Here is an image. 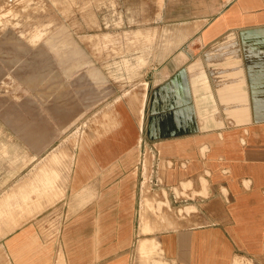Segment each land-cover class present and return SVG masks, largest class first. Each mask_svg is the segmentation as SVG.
Listing matches in <instances>:
<instances>
[{
	"label": "crops",
	"instance_id": "crops-1",
	"mask_svg": "<svg viewBox=\"0 0 264 264\" xmlns=\"http://www.w3.org/2000/svg\"><path fill=\"white\" fill-rule=\"evenodd\" d=\"M181 12L182 47L77 146L68 181L49 166L50 181L17 183L0 264H134L142 239L170 264H264V0H187ZM157 174L177 226L152 219L141 234L143 184ZM42 187L47 197L31 194Z\"/></svg>",
	"mask_w": 264,
	"mask_h": 264
},
{
	"label": "rangeland",
	"instance_id": "rangeland-1",
	"mask_svg": "<svg viewBox=\"0 0 264 264\" xmlns=\"http://www.w3.org/2000/svg\"><path fill=\"white\" fill-rule=\"evenodd\" d=\"M186 1L0 0V221L19 210L11 204L18 182L50 181L49 166H61L68 181L77 146L100 136L114 104L182 47L186 31L176 20L186 16ZM151 176L141 192V234L152 232V219L163 229L177 226L164 178ZM43 190L50 191L30 192L47 197ZM175 193L183 203L189 197ZM141 243L150 244V253L141 252ZM158 247L140 240L134 264H170Z\"/></svg>",
	"mask_w": 264,
	"mask_h": 264
},
{
	"label": "bare ground",
	"instance_id": "bare-ground-1",
	"mask_svg": "<svg viewBox=\"0 0 264 264\" xmlns=\"http://www.w3.org/2000/svg\"><path fill=\"white\" fill-rule=\"evenodd\" d=\"M49 1H50V0H49ZM43 6H44V5H43ZM59 14H60V13H59ZM20 37H21V36H20ZM143 219H144V217H143ZM149 245H150V244H147V243H141V245H140V246H141V252H145V251L148 250L149 253H150V250H151V249H149V248H150ZM152 246H153V245H152ZM148 247H149V248H148ZM153 247H154V246H153ZM148 251H147V252H148ZM144 255H145V254H144ZM156 264H162V262H161V261H157Z\"/></svg>",
	"mask_w": 264,
	"mask_h": 264
}]
</instances>
